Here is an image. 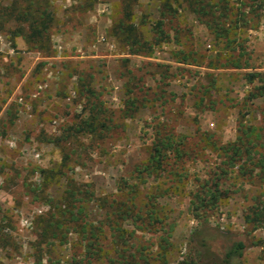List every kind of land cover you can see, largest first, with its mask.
<instances>
[{
    "label": "rangeland",
    "instance_id": "rangeland-1",
    "mask_svg": "<svg viewBox=\"0 0 264 264\" xmlns=\"http://www.w3.org/2000/svg\"><path fill=\"white\" fill-rule=\"evenodd\" d=\"M11 3L0 0V7ZM171 3L176 12L164 19L159 0H138L134 7L144 41L153 40L161 20L169 35L150 55L128 54L127 43L117 38L122 0H94L90 9L84 0H50L55 21L48 54L0 31V264L84 259L81 225L105 223L101 200H126L131 189L138 202L153 196L164 221L150 232L125 223L131 246L125 255L138 258L140 248L154 261L165 236L168 264H200L191 237L208 228L218 236L213 248L243 240L248 248L241 264H264V219L246 221L264 203V98L254 97L258 81L247 75L264 72V17L246 35L250 68L233 69L223 66L222 45L186 2ZM179 52L190 65L179 63ZM93 111L107 120L99 135L81 129ZM159 123L182 136L189 153L181 161L169 159L158 178L143 182L136 168L148 160ZM234 143L244 158L228 167L220 148ZM71 179L86 201L74 229L54 208ZM213 179L228 196L198 218L190 209L191 193ZM57 221L65 224L57 228ZM103 227L98 233L108 255L90 264H120L125 247H117L108 225Z\"/></svg>",
    "mask_w": 264,
    "mask_h": 264
},
{
    "label": "trees",
    "instance_id": "trees-1",
    "mask_svg": "<svg viewBox=\"0 0 264 264\" xmlns=\"http://www.w3.org/2000/svg\"><path fill=\"white\" fill-rule=\"evenodd\" d=\"M159 1L161 2L162 19L174 15L176 10H174L171 0ZM184 1L187 8L197 16L200 23L207 27L216 43L222 45L221 52L225 55L223 66L233 69H249L250 64L246 59L248 55L245 47L248 40L246 35L249 30L257 29L260 26L264 17V0ZM137 2L138 0H122L123 18L117 23L116 35L119 40L127 43L128 54L150 55L155 46L167 42L170 38L164 31L163 20H161L154 28L156 36L153 40L147 42L142 39L136 24L133 22L134 7ZM85 5L89 9L92 8L94 0H84L83 6ZM54 21L50 0H12L9 6L0 7V31L8 30L13 36H21L29 46L39 52L47 54L51 52V31ZM11 23L14 24V28H7V25ZM179 56H181L179 57V63L191 64L187 62L188 56H185L183 52H179ZM216 68L217 65H214L212 69ZM247 75L249 82L258 81V85L255 88L257 93L254 94V97L264 98V72H255ZM131 104L134 105L133 102ZM99 110L101 113L102 109L99 108ZM125 115L133 116L128 111ZM106 121L100 118L99 112L93 111L86 120H83L81 129L91 135H99L103 133L104 129L108 128ZM153 131L154 139L149 149V158L136 168L138 178L143 182L150 178H158V175L165 171L169 159L175 158L181 161L189 153L184 148L182 136H176L169 131L168 125L159 123ZM220 150L225 159L224 164L228 167L236 166L244 158L242 147L235 143L222 146ZM249 161V164L254 163L252 159ZM244 168L246 166L241 167L242 173L246 170ZM43 173H48V171H43ZM223 174H227V171L223 170ZM218 181L214 182V179L212 181L204 180L200 190L191 193L190 209L196 217L200 218L201 212L207 214L213 211L219 206L220 201L228 196L227 191L220 188ZM83 193L84 191L80 189L79 184L71 179L68 182V189L60 199L61 202H55L54 204L55 214L57 213L60 218L66 219L71 226L70 229L78 227L77 223L85 212L86 205L83 203L85 200L79 197ZM85 193L88 192L86 191ZM137 198V192L131 189L126 200L115 199L111 201L108 198L101 200V208L105 209L106 213V222H102L100 226H95L93 222L88 221L81 225L80 228L84 234V239L87 240L85 244L86 254L84 259L75 260L74 264H90L92 259L101 256L103 253L108 255L98 233V231L104 233V224L108 225L116 246L120 247L122 245L125 247L122 248L123 255L121 254V257L123 262H120V264H168L166 244L169 241L165 236L161 237L159 242L160 252L154 261H151L152 258L144 253V249L141 250L140 248L137 250L140 254L138 258L135 254L125 255V251L131 248V246H128V240H126L129 230L124 227L125 223H130L128 225H132L134 231L150 232L156 224H161L164 221L160 210L152 201L153 196L149 195L147 202H138ZM263 204L255 206L252 212L246 216L247 223H259L261 218L264 219ZM55 217L53 215L52 221ZM57 223V228L63 223L65 224V222L61 223L58 221ZM206 230L209 229L204 228V230L194 231L191 237L192 242L199 249L198 258L200 264H241L244 252L248 248L245 241H229L228 246L218 250L211 246L218 236H210L209 233H206ZM116 249L120 253L118 248ZM131 257L132 259H130Z\"/></svg>",
    "mask_w": 264,
    "mask_h": 264
}]
</instances>
